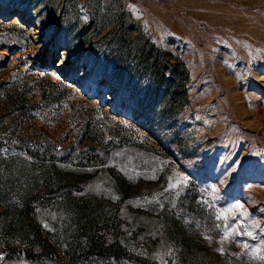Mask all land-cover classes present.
I'll use <instances>...</instances> for the list:
<instances>
[{"label": "rangeland", "instance_id": "obj_1", "mask_svg": "<svg viewBox=\"0 0 264 264\" xmlns=\"http://www.w3.org/2000/svg\"><path fill=\"white\" fill-rule=\"evenodd\" d=\"M0 54V264H264V0H0Z\"/></svg>", "mask_w": 264, "mask_h": 264}, {"label": "trees", "instance_id": "obj_2", "mask_svg": "<svg viewBox=\"0 0 264 264\" xmlns=\"http://www.w3.org/2000/svg\"><path fill=\"white\" fill-rule=\"evenodd\" d=\"M6 46L9 48L11 47L10 45L6 44ZM3 54H0V56H2ZM37 58V62L39 63V65L41 66H46L48 65V63H53V62H56V57L53 56L51 57L52 59L48 61V58H50V55L48 54V51L47 49L43 50V52H41V54H38L36 56Z\"/></svg>", "mask_w": 264, "mask_h": 264}, {"label": "snow or ice", "instance_id": "obj_3", "mask_svg": "<svg viewBox=\"0 0 264 264\" xmlns=\"http://www.w3.org/2000/svg\"><path fill=\"white\" fill-rule=\"evenodd\" d=\"M241 206L239 205V204H237V205H235V208L236 209H239ZM229 211H231V210H229ZM220 215H223V213H221ZM218 218H219V216H218ZM248 235H251V233H248ZM227 237V234H226V236H225V238ZM245 247H247L246 245H245ZM262 258H264V257H262Z\"/></svg>", "mask_w": 264, "mask_h": 264}]
</instances>
